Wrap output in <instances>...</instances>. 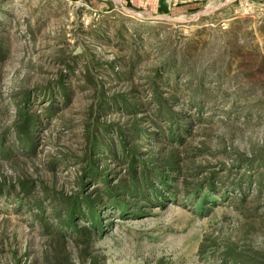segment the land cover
I'll list each match as a JSON object with an SVG mask.
<instances>
[{"label": "rangeland", "instance_id": "1", "mask_svg": "<svg viewBox=\"0 0 264 264\" xmlns=\"http://www.w3.org/2000/svg\"><path fill=\"white\" fill-rule=\"evenodd\" d=\"M154 88L184 144L156 141ZM119 129L169 190L140 198L128 160L90 156L95 140L120 151ZM263 154L264 0H0V264H264ZM90 165L117 197L95 201L102 233L78 245L55 209L102 186L82 188Z\"/></svg>", "mask_w": 264, "mask_h": 264}, {"label": "trees", "instance_id": "2", "mask_svg": "<svg viewBox=\"0 0 264 264\" xmlns=\"http://www.w3.org/2000/svg\"><path fill=\"white\" fill-rule=\"evenodd\" d=\"M130 75V74H129ZM58 89L60 92L63 93V95L67 96V89L65 88L62 81L58 83ZM153 98H152V104H153V116L158 121H161L162 123H165L168 125L167 130H159V133L156 134V141H160V143H169L172 144H184L185 137L189 134V130L186 126L182 127L180 126V121H178V115L174 110L167 107V103L164 104V98L162 97L161 93L157 88L153 89ZM119 107L127 110H131L132 113H136L138 109L140 108L139 103L134 104H128L126 101H121L118 104ZM22 122L20 124H17L15 127L17 137L25 142L24 148L25 150H29V148L33 149V140L34 135L33 133L36 130L37 124L34 118H32L30 115H28L26 112H24L21 115ZM106 132L109 130L108 128L104 129ZM133 136L135 138L141 139L142 134L139 130L134 128L133 130ZM119 139H120V147L121 150L118 151L116 148V145L114 143L111 144V146H105L101 142H93L90 146V156L95 157L97 153H108L110 156L119 157L122 159H126L130 163V170L132 173V189L136 192L138 197L143 198L145 194H147L148 189H150L148 186L152 187V182L158 181L160 185L165 190H169V180L171 181L172 178L170 176H167L165 174H162L158 169H151L147 170V168L143 167L141 169V173H139L138 168L141 167L139 158L135 155V153H132L129 155L127 154V146H126V140L124 137V134L121 132V129H119ZM254 160H258L260 163L262 170L260 173V178L254 182L255 186L259 187V191L261 192L262 188L264 187V154L260 157L254 158ZM252 160H248L246 162H243V166L246 164H251ZM173 161H166L165 167L168 169L167 171H174L175 167ZM142 164V163H141ZM98 168H95L93 165L85 169L81 176V186L82 188H85V180L93 181L94 183H102L100 187H97L94 195H87L84 193L78 194L74 199V202H72L70 205L67 204V206L64 208L65 213H61V209L56 208V216L59 219H64V226H66L68 229L72 231L74 234V239L76 241V244H84L87 245L89 241V237L92 234H97L102 231V224L101 221V214L100 212L95 211L94 203L95 201H98L102 198H115L117 197V194L115 191H113L112 188L109 186L108 178L104 176L103 174H100ZM138 174L141 176H138ZM243 182L238 183L239 189H241L242 183H252L253 181L251 178L243 176L242 178ZM151 193V192H150ZM154 195L155 198L158 199V197H161L160 195L151 194ZM94 196V198H93ZM116 205V204H115ZM117 211L119 213H124L125 209L122 208L121 205H116ZM111 209H114V204L111 205ZM61 215V217H60ZM78 221H86L87 223H90V229L92 231H86L84 230L85 227L80 226L77 222ZM88 226V228H89ZM102 233V232H101ZM78 239H82L81 241ZM89 264H93L89 261Z\"/></svg>", "mask_w": 264, "mask_h": 264}]
</instances>
